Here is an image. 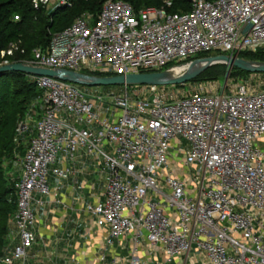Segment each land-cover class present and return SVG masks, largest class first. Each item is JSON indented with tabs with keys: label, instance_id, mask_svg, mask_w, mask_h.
<instances>
[{
	"label": "built area",
	"instance_id": "built-area-1",
	"mask_svg": "<svg viewBox=\"0 0 264 264\" xmlns=\"http://www.w3.org/2000/svg\"><path fill=\"white\" fill-rule=\"evenodd\" d=\"M189 1V11L136 14L129 2L108 0L27 64L112 77L264 50V0ZM33 79L44 111L16 184L18 243L0 264L25 261L37 238V196L53 194L50 174L68 171L51 168L79 148L108 172L104 198L86 211L107 230V247L129 239L127 264H264V90L165 100L156 93L166 87L141 86L150 97H134L129 86L88 96L69 82ZM27 132L21 124L19 134Z\"/></svg>",
	"mask_w": 264,
	"mask_h": 264
},
{
	"label": "trees",
	"instance_id": "trees-1",
	"mask_svg": "<svg viewBox=\"0 0 264 264\" xmlns=\"http://www.w3.org/2000/svg\"><path fill=\"white\" fill-rule=\"evenodd\" d=\"M66 1L67 5H51L42 0H0V64L2 53L11 49L12 45L15 46L14 53L6 57L11 62L34 59L33 52L37 50L48 53L53 35L70 28L74 22L63 30H59V26L84 15L97 18L108 0ZM123 1L129 2L136 14L150 7H164L172 13L190 10L189 0ZM168 2L171 3L170 7L167 6ZM241 58L264 62V50L244 53ZM224 68L227 66L215 65L192 82ZM232 74L245 77L251 73L233 68ZM40 94L33 77L23 73L0 76V256L5 255L10 247L12 221L17 210L16 184L19 177L10 174V169L17 156L20 158L26 153L22 140L17 139L16 124L29 110L30 103L41 97Z\"/></svg>",
	"mask_w": 264,
	"mask_h": 264
},
{
	"label": "crops",
	"instance_id": "crops-1",
	"mask_svg": "<svg viewBox=\"0 0 264 264\" xmlns=\"http://www.w3.org/2000/svg\"><path fill=\"white\" fill-rule=\"evenodd\" d=\"M43 111L42 105L39 116ZM35 129L36 124L26 133L27 143L23 140L25 134L20 137L25 152ZM23 159L22 155L19 178ZM96 165V160L87 155L86 149L79 148L74 159L61 155V161L51 168L68 172L64 178L50 174L49 184L53 194L48 197L37 196L42 203L35 205L36 243L27 252L22 264H111L115 258L121 264H127L131 252L129 239L115 241L112 247H107V230L97 227L94 217L86 211L88 204L99 202L105 194L108 172H101ZM98 173L102 175L101 184L97 181ZM16 235V229L13 228L11 238L15 239ZM17 243L10 241V253Z\"/></svg>",
	"mask_w": 264,
	"mask_h": 264
},
{
	"label": "water",
	"instance_id": "water-1",
	"mask_svg": "<svg viewBox=\"0 0 264 264\" xmlns=\"http://www.w3.org/2000/svg\"><path fill=\"white\" fill-rule=\"evenodd\" d=\"M215 65H226L251 74H264V62L249 61L243 58L226 55L197 59L188 66L178 70H166L154 73L128 74L112 77H96L69 70H52L25 63H14L0 67V76L5 73H23L30 77H51L77 86L114 87V86H147L170 87L185 85L197 79Z\"/></svg>",
	"mask_w": 264,
	"mask_h": 264
},
{
	"label": "rangeland",
	"instance_id": "rangeland-1",
	"mask_svg": "<svg viewBox=\"0 0 264 264\" xmlns=\"http://www.w3.org/2000/svg\"><path fill=\"white\" fill-rule=\"evenodd\" d=\"M45 3L50 2L51 5L56 4H66V0H42ZM72 22H67L66 24H63L59 26V30H63L65 27H68L71 25L74 20H71ZM56 33V32H54ZM34 53V52H33ZM34 55V54H33ZM9 56L6 54L2 57V63L1 66L11 65L14 63H30L34 59H31L29 61H10L6 57ZM34 57V56H33ZM5 62H8L6 64ZM217 66V65H216ZM226 66V65H223ZM201 86L203 89H201ZM242 87H244L246 90L253 92V91H260L264 90V74H250L245 77L241 76H234L232 74V68H224L222 70H218L216 72L211 73L208 75V77L202 78L199 81L190 82L185 85H179V86H170L166 88H160L157 90V95L165 100L174 99L177 96L182 98L184 96L193 95L197 92L204 91L206 93L210 94H222L224 92L226 93H236L238 92ZM79 88L82 89V91L87 94L88 96H99L104 95L108 92H117L122 93L124 91V86H114V87H90V86H79ZM129 91L133 93L134 97H150L151 93L149 90L145 87L141 86H129ZM42 93L40 94V96ZM42 109V103L40 100H33L29 105V110L25 112V115L17 122L16 124V133H17V139L20 140V137L23 135L19 134V128L21 124H26L29 127V131L31 130L32 126H34L40 117L39 114L41 113L40 110ZM28 133V132H27ZM26 133L23 136L24 142H28V139L26 138ZM23 143V142H22ZM184 147H187V143H184ZM174 150H172V155L175 154ZM11 166V164H10ZM21 169V160L17 156V159L14 163H12V169H10V174H13L15 178L18 177L19 171ZM197 173V172H196ZM98 180H101L102 178L101 173H98ZM13 224V223H12ZM14 228V227H12ZM16 264H22V262H17Z\"/></svg>",
	"mask_w": 264,
	"mask_h": 264
}]
</instances>
